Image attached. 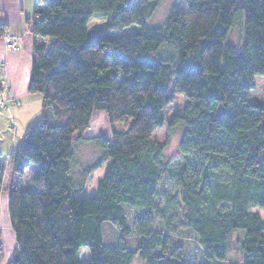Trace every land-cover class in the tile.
<instances>
[{
  "label": "trees",
  "instance_id": "trees-1",
  "mask_svg": "<svg viewBox=\"0 0 264 264\" xmlns=\"http://www.w3.org/2000/svg\"><path fill=\"white\" fill-rule=\"evenodd\" d=\"M160 2L37 0L27 20V91L41 96V115L8 155L13 173L37 170L30 187H7L14 247L5 264H198L171 248L178 229L215 260L242 229L241 261L228 264H264V223L250 211L264 212V102L249 99L264 75V0H172L149 27ZM92 18L103 27L91 28ZM131 24L139 31L122 34ZM235 27L238 48L228 42ZM171 84L186 98L168 122L183 128L175 167L165 142L151 139ZM96 110L109 123L132 122L110 137L86 135ZM82 142L100 158L80 175L73 144ZM5 162L0 155V192ZM104 163L96 194L81 195L86 175ZM125 206L142 213L130 222ZM106 223L118 233L111 240Z\"/></svg>",
  "mask_w": 264,
  "mask_h": 264
},
{
  "label": "rangeland",
  "instance_id": "rangeland-1",
  "mask_svg": "<svg viewBox=\"0 0 264 264\" xmlns=\"http://www.w3.org/2000/svg\"><path fill=\"white\" fill-rule=\"evenodd\" d=\"M172 0H161L158 7L152 12L148 17V26H157L162 23L167 15V10ZM90 27L93 29H99L103 27L104 21L100 18H92L89 23ZM139 31V27L135 24H131L121 30L124 35L133 34ZM239 39V29L237 27L233 28L229 34L228 42L238 48ZM2 64V63H1ZM170 94L172 95L171 101L162 111L163 124L152 132L151 139L159 140L165 142V157L169 160L170 165L175 167L180 163V154L178 150V145L180 137L182 134V125L176 123L168 126V122L176 114L182 113L184 105L186 103V98L181 93L173 91V85L171 84L169 88ZM4 92V91H3ZM4 95V94H3ZM249 99L251 101L264 102V75H257L254 78V86L249 90ZM20 103V102H19ZM17 102L16 105L18 106ZM13 104V103H12ZM14 105V104H13ZM14 117V122L6 121L0 128L3 130L0 133V148L8 145L12 137H18L19 143L22 139V131H24V122L17 116V120ZM38 116L35 120H39ZM132 122L131 118L123 121H116L114 123H109L102 111L96 110L92 114L91 118V128L88 129L85 134L91 133V135H103L110 137L111 129H126ZM24 133V132H23ZM20 137V138H19ZM16 147V146H15ZM13 147V149L15 148ZM74 152V169L75 173L80 175L83 174L86 168L92 166L99 158L100 151L93 143L82 142L73 144ZM6 152L0 153V155H5ZM9 154L5 155V180L2 183V190L0 192V225L9 224V217L7 211V187L10 183H13L19 188L30 187V178L37 170V165L32 163L24 171L22 175H18L12 172L11 164L9 162ZM106 163L99 167H96L85 177L83 191L81 195L83 196H94L96 194L97 182L102 178ZM11 170L12 179L9 180L8 174ZM3 180V179H2ZM10 182L8 185L7 183ZM165 189H171L172 184L168 181L163 185ZM125 212L128 220L131 222L136 216L140 215L142 211L139 208L125 206ZM252 212L259 214L261 220L264 223V212L258 208H251ZM118 233L111 224L106 223L103 228V237L105 240H111ZM243 236L242 229H234L228 236V251L227 255L222 260H215L206 258L202 256L201 248L199 247L195 235L191 231L178 229L172 236L171 248L180 245L184 252V260L188 263H198V264H228L229 262H240L242 254L240 251V243ZM112 237V238H111ZM129 246L134 248L135 242L134 238L129 239ZM132 264H140L138 260H134Z\"/></svg>",
  "mask_w": 264,
  "mask_h": 264
},
{
  "label": "crops",
  "instance_id": "crops-1",
  "mask_svg": "<svg viewBox=\"0 0 264 264\" xmlns=\"http://www.w3.org/2000/svg\"><path fill=\"white\" fill-rule=\"evenodd\" d=\"M36 2L37 0H0V24L5 25L8 34L15 36V43L18 45L16 50H11L0 36V63H2L0 82L6 86L3 94L7 99L8 106V111L0 115V127L9 120L13 123L14 115L16 120L18 116L21 122H24L23 129H25L30 122L41 115V96L29 94L27 91L32 43L27 20L35 18L33 12ZM13 102L20 103L17 106ZM2 130L3 128H0V133ZM88 135H91V133H88ZM17 140V136L12 137L8 145L0 148V153L6 152L5 155L9 154L13 147L18 144L19 140ZM10 171L8 177L11 181L12 174ZM4 180L5 177L3 176L2 183ZM0 229V245L2 249L0 264H5L12 254L14 237L10 222L8 225H0Z\"/></svg>",
  "mask_w": 264,
  "mask_h": 264
},
{
  "label": "built area",
  "instance_id": "built-area-1",
  "mask_svg": "<svg viewBox=\"0 0 264 264\" xmlns=\"http://www.w3.org/2000/svg\"><path fill=\"white\" fill-rule=\"evenodd\" d=\"M1 37L3 38V41L5 42L6 46L9 49L16 50L18 48V45L15 43V36L8 34V32H5L1 35ZM1 68H2V64L0 63V70ZM5 90H6L5 84H2L0 82V115L8 111L7 99L3 95V91ZM13 103L16 104L17 102H13ZM0 233H1V229H0Z\"/></svg>",
  "mask_w": 264,
  "mask_h": 264
}]
</instances>
